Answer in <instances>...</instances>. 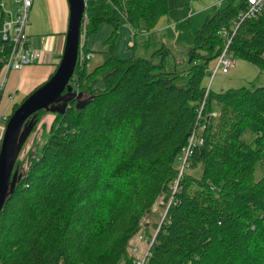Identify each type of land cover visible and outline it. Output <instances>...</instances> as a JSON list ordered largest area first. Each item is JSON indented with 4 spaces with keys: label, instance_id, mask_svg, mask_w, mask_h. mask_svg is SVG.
Instances as JSON below:
<instances>
[{
    "label": "trees",
    "instance_id": "trees-1",
    "mask_svg": "<svg viewBox=\"0 0 264 264\" xmlns=\"http://www.w3.org/2000/svg\"><path fill=\"white\" fill-rule=\"evenodd\" d=\"M169 1L86 0L79 59L107 24L106 59L91 72L89 59L77 66L73 89L92 99L53 114L47 141L27 152L0 212V264H118L155 204L164 217L154 241L123 264H264V85L215 92L206 82L225 49L264 73V8L235 31L248 3L227 0L196 30L185 61L163 43L144 57L151 37L137 38L155 32ZM123 26L134 39L125 59L113 53ZM10 49L0 38V76ZM168 57L185 68L167 69Z\"/></svg>",
    "mask_w": 264,
    "mask_h": 264
},
{
    "label": "rangeland",
    "instance_id": "rangeland-1",
    "mask_svg": "<svg viewBox=\"0 0 264 264\" xmlns=\"http://www.w3.org/2000/svg\"><path fill=\"white\" fill-rule=\"evenodd\" d=\"M169 2L171 10L166 16H163L159 19L156 27L154 28L155 36L151 37V48L147 52H145L143 56L149 57L150 54L153 53L157 49V47L160 46V43H163L170 49L172 57L176 59H183L185 61L187 59L186 51L189 47L192 46V36L195 34L196 30L201 27L207 15H212L217 10H220L221 8L225 7L228 1L224 0V2L221 4V6H219V8H215V10H209V12H207L209 14L205 15L203 22H201L202 19L200 16H192L193 14H197L200 12V9L204 7V3H207L205 2V0H170ZM13 9V0H8L7 10ZM167 21L173 22L175 25H177V28H175V30L172 32L168 31L167 29L161 30L160 27L167 23ZM172 57H168L167 59V69L172 70L173 68H176L178 72H181L182 69L185 68L184 65L180 64L174 66V61ZM237 62L243 64L242 69L239 70L238 67L236 68L235 66L228 74H222L221 71H219V73L215 75L212 72V77H215H207V87L212 89V91L220 92L222 90L239 89L241 87H248L252 89L264 85V73L259 71L252 64L247 63V61L245 62L243 60H238ZM91 63L96 64V61H92ZM215 65V61L210 62V70H213ZM93 68L94 67L91 66L90 63L87 65L88 72L93 71ZM90 83L91 86L95 88H102L104 85L103 77L99 75L98 77H95L93 80H91ZM208 83H210V87L208 86ZM208 88H206L204 92L205 97L208 93ZM21 100H19L18 103H20ZM51 116V114L42 116V120L37 124V127L33 129L34 131H32L27 142L25 143V146H23L18 157V160H21V166L18 171L19 173L24 172L27 169V154H29L27 152L39 150V148L47 141L49 135L48 131L46 130V125H48L53 119L50 118ZM43 124H45V128H42ZM244 137L247 141H249L253 137V135L251 132L248 131L244 135ZM185 162L186 160L183 156L181 158L180 171L183 169ZM262 174L263 168L258 167L256 173L257 179H259ZM195 175L198 176L199 171H196ZM163 217V210H160L157 204H155L152 208L151 213L143 219V226L141 228L142 230L139 231L129 242L126 254L121 257L118 264H123L126 257L128 256H133L137 260H141L144 257L145 252H147L148 250V246H151L152 240L154 241L155 239V234L158 229L157 226L156 228H154L155 224L160 223L163 220ZM146 223L147 226H145ZM149 226L152 227L149 228ZM136 264H138V261H136Z\"/></svg>",
    "mask_w": 264,
    "mask_h": 264
},
{
    "label": "crops",
    "instance_id": "crops-1",
    "mask_svg": "<svg viewBox=\"0 0 264 264\" xmlns=\"http://www.w3.org/2000/svg\"><path fill=\"white\" fill-rule=\"evenodd\" d=\"M205 2L207 3H204V7L200 9V12L192 16H200L201 22H203L205 15L209 14L207 13L209 10L219 8L224 0H205ZM68 19L69 5L67 0H34L30 11L27 33L30 45L39 54L42 62H36L24 66L19 71L12 70L8 73L0 94L1 116L10 114L11 107L14 104L24 99L53 74L63 52ZM175 28H177V25L170 21L160 27L161 30L167 29L171 32ZM111 34V27L103 24L96 34L89 37L87 48L91 53L88 61L94 67L93 70L104 63L107 54L106 42ZM139 35L137 40L140 39L144 43L149 37H154L155 33H140ZM133 44V32L130 27H121L118 31V39L113 46L114 55L121 59L129 57V48ZM92 61H96V64H92ZM235 66L239 70L243 68V64L240 62H237Z\"/></svg>",
    "mask_w": 264,
    "mask_h": 264
},
{
    "label": "water",
    "instance_id": "water-1",
    "mask_svg": "<svg viewBox=\"0 0 264 264\" xmlns=\"http://www.w3.org/2000/svg\"><path fill=\"white\" fill-rule=\"evenodd\" d=\"M67 2L69 19L60 61L53 74L11 112L5 126L0 143V212L21 179L22 175L15 164L36 126V114L44 111L63 115L71 103H74L76 109H80L92 99L91 96L84 98L81 91H74L70 82L77 65L85 6L82 0Z\"/></svg>",
    "mask_w": 264,
    "mask_h": 264
},
{
    "label": "built area",
    "instance_id": "built-area-1",
    "mask_svg": "<svg viewBox=\"0 0 264 264\" xmlns=\"http://www.w3.org/2000/svg\"><path fill=\"white\" fill-rule=\"evenodd\" d=\"M82 1L84 2L85 6L86 0ZM246 1L248 3V7L243 13H240L239 18L236 20L234 26L235 31L244 20L256 17L264 8V0ZM33 2L34 0H13L14 9L7 10L8 0H0V18L2 19L0 26V38L3 42L10 43L11 47L7 58L2 62L1 65L0 91L3 90L7 75L10 71H19L24 66L36 62H42L40 61L39 54L34 51L30 45V39L27 33L30 11ZM80 57L88 60L90 56L86 55ZM235 63L236 59L230 56L227 52V49H225L219 57V60H217L215 68L212 70V72L214 74L219 71L228 73L234 67ZM77 65H82V63L78 61ZM8 119L9 118L7 115H0V143L3 138ZM188 155L189 149L187 148L184 154L185 160Z\"/></svg>",
    "mask_w": 264,
    "mask_h": 264
},
{
    "label": "bare ground",
    "instance_id": "bare-ground-1",
    "mask_svg": "<svg viewBox=\"0 0 264 264\" xmlns=\"http://www.w3.org/2000/svg\"><path fill=\"white\" fill-rule=\"evenodd\" d=\"M85 23H86V20H85V17H84V20H83V26L81 27V32H80V35H81V39H80V48H79V52H80V49H81V46H82V44H83V42H84V39H85V37H84V26H85ZM79 52H78V56H77V62L78 61H80L81 63H83L84 61H85V59H83V58H81L80 57V59H79ZM89 56H90V54H88ZM82 56V55H81ZM90 58V57H89ZM236 63H237V60H236ZM236 63H235V65H236ZM235 65H234V67H235ZM77 66L78 65H76V68H77ZM233 67V68H234ZM70 82H71V80H70ZM71 85L73 86V83H71ZM75 91V90H74ZM84 98H86V97H84Z\"/></svg>",
    "mask_w": 264,
    "mask_h": 264
},
{
    "label": "clouds",
    "instance_id": "clouds-1",
    "mask_svg": "<svg viewBox=\"0 0 264 264\" xmlns=\"http://www.w3.org/2000/svg\"><path fill=\"white\" fill-rule=\"evenodd\" d=\"M51 114V113H50ZM51 115H53V114H51Z\"/></svg>",
    "mask_w": 264,
    "mask_h": 264
},
{
    "label": "flooded vegetation",
    "instance_id": "flooded-vegetation-1",
    "mask_svg": "<svg viewBox=\"0 0 264 264\" xmlns=\"http://www.w3.org/2000/svg\"><path fill=\"white\" fill-rule=\"evenodd\" d=\"M68 108H69V107H68ZM68 108H67V109H68Z\"/></svg>",
    "mask_w": 264,
    "mask_h": 264
}]
</instances>
